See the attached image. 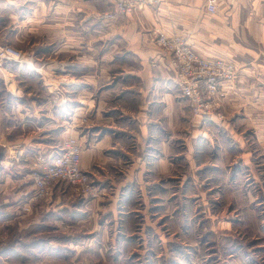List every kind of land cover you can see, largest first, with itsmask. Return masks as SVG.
Listing matches in <instances>:
<instances>
[{"label":"crops","instance_id":"1","mask_svg":"<svg viewBox=\"0 0 264 264\" xmlns=\"http://www.w3.org/2000/svg\"><path fill=\"white\" fill-rule=\"evenodd\" d=\"M207 2H142L132 13L108 21L100 14L112 10L115 0H0L1 21L9 22L11 14L18 23L39 22L30 31L44 40L31 47L34 67L12 62L16 74L34 71L43 93L24 91L20 77L8 66L4 68L14 76L15 86L14 90L6 87L9 99L2 101L7 100L2 113L9 121L0 130L5 155L15 143L42 149L38 139L58 128L61 141L75 133L81 145V165L100 187V202L108 204L91 207L81 196L72 202V192L63 182L55 185L48 198L32 200L34 185L27 171L39 151L31 157L25 152L14 172L6 171L4 184L16 182V199L23 207L31 205L34 228L51 230L56 225L59 232L58 237L49 234L39 239L38 264H60L58 252L67 244L64 241L79 247L86 241L110 245L119 262L125 242L138 238L145 247L147 235L153 231L162 238L161 228L153 224L149 203L165 205L173 173L181 186L171 195L182 191L184 196L187 179L184 171H175L178 165L169 155L176 144L174 135L218 128L231 137L250 134L256 149L264 151V0H217L214 12L207 10ZM153 27L185 35L204 56L224 57L237 64L239 75L222 107L224 118L214 115L204 121L193 115L179 92L170 55L154 40ZM57 101L60 104L53 103ZM76 117H86L87 122L73 132ZM242 140L247 142L245 136ZM204 166L208 164L199 168ZM210 187L192 193L201 196ZM140 199H144V209L138 207ZM146 212L152 220L144 218ZM140 215L144 217L138 223ZM19 216L17 209L16 219ZM8 256V245L1 246L0 262L7 264Z\"/></svg>","mask_w":264,"mask_h":264},{"label":"rangeland","instance_id":"2","mask_svg":"<svg viewBox=\"0 0 264 264\" xmlns=\"http://www.w3.org/2000/svg\"><path fill=\"white\" fill-rule=\"evenodd\" d=\"M38 24L39 22L34 21L18 23L10 14L9 22L5 23L0 20V43H10L22 49L34 63L35 54L31 53V47L44 41L30 31ZM5 31H7V36ZM12 62V60H5L0 65V130L4 123L9 122L2 113L3 104L7 103L5 100L2 104L3 98L9 99L10 94L6 87L12 90L15 87L12 85L14 76L4 69L6 66L13 69L15 76L20 77V86L24 91L36 90L43 93L37 74L34 71L16 74L17 68ZM10 79L11 84L7 85L5 81ZM53 103L60 104L59 101ZM86 122V117H76L75 122L72 123V131L81 128ZM217 129L174 135V140H172L176 144L170 145L172 147L169 155L178 165L175 171H184L187 179L184 182V196L180 195L182 191L171 195L173 191H176V187L181 186V183L177 181V174L171 173L172 176L169 177L168 182V197L164 200L165 205L159 206L153 200L149 203L153 224L161 228L162 238L160 234L158 236L157 232L153 231L147 235L148 240L145 247L141 245L138 238L134 239L135 241L125 242L121 247L124 256L119 262L113 257L114 247L110 245L86 241L87 244L85 242L83 247H79L74 245L75 242H72L70 246L69 241H64V244H67L62 247V252H58L60 253L58 263L264 264V151L256 149L257 144L251 142L250 134L243 136L247 138V142L250 139L248 143L253 144L254 147L248 145L246 140L243 141L241 134H233L231 137L224 130ZM48 134L46 138L38 139L40 141L37 145H43L42 149L38 146L25 147L22 145L28 153L27 156H34L38 151L49 154L63 137L59 128ZM4 135L6 140L8 135L5 133ZM181 136L184 137L183 142L177 138ZM1 141L0 188L7 187L0 190V247L8 245L7 264H38L39 239L49 234L53 235L52 238L58 237L59 232L56 225H53L51 230L48 227L42 230L34 228L32 225L33 209L30 212L26 211L25 206H22V201L16 199L18 188L14 185L16 182L13 180L15 179H12L14 175L10 178L13 182H9L8 185L4 184L6 171L14 172L13 169L18 163L10 167L4 165L6 153ZM181 143H184L183 146ZM177 144L179 146H176ZM9 154L10 151H8ZM247 154L253 157L247 159ZM24 159L20 162L22 163ZM207 164L208 166L199 168ZM27 172L30 174V171ZM208 186H211L210 189L207 188L208 191L201 196L193 195V190H203ZM67 187L72 192V202H77L80 195L74 193L70 186L67 185ZM100 199L101 195L99 198L86 201L91 207L108 206L100 202ZM143 200H139L141 203L138 205L139 208L145 206ZM31 204L33 208L34 203ZM16 208L20 210L19 219H16ZM6 210H8L7 215L1 214ZM165 213V216L159 217ZM141 217L144 216L140 215L136 222H142ZM144 218L152 220L148 212ZM59 243L63 244L61 241ZM77 247L82 249L77 252L75 250L78 249ZM0 264H6V262H0Z\"/></svg>","mask_w":264,"mask_h":264},{"label":"built area","instance_id":"3","mask_svg":"<svg viewBox=\"0 0 264 264\" xmlns=\"http://www.w3.org/2000/svg\"><path fill=\"white\" fill-rule=\"evenodd\" d=\"M143 3L159 4L162 0H141ZM134 0H115L112 10L100 14L108 21L133 12L136 6ZM207 10L217 9V0H208ZM156 44L164 53L170 55L175 79L180 94L189 102L193 115L204 121L211 117L224 118L222 107L230 92L236 86L239 68L234 61L224 57H207L196 51L189 39L182 34L168 33L161 27L151 30ZM5 60H12L21 65L33 66L30 56L22 49L10 44L0 43V65ZM53 154L38 152L31 167L30 176L34 185L32 200L48 198L59 182L69 185L74 193L85 200L99 198L100 187L81 165V145L79 138L71 133L63 138ZM25 148L19 143L10 146V154L4 158L6 167L13 166L24 159ZM26 211L31 205H26Z\"/></svg>","mask_w":264,"mask_h":264}]
</instances>
